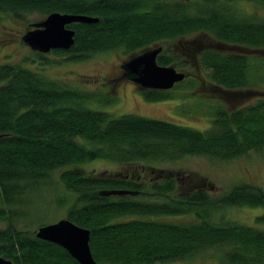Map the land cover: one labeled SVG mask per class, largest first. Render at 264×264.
Segmentation results:
<instances>
[{
    "label": "trees",
    "instance_id": "obj_1",
    "mask_svg": "<svg viewBox=\"0 0 264 264\" xmlns=\"http://www.w3.org/2000/svg\"><path fill=\"white\" fill-rule=\"evenodd\" d=\"M240 1L264 6V0H0V19H22L27 12L97 17L66 25L75 31L74 43L51 50L63 61L115 49L131 57L162 47L157 63L186 78L169 90L138 87L145 100L175 98L187 81L217 99L203 131L137 114L112 117L84 105L96 97L111 104L108 93L82 91L20 64H0V221H8L0 228V256L14 264H79L35 230L13 224L33 210H23L30 202L26 196L60 170L58 181L72 198L56 194L55 201L71 200L65 218L90 231L97 264L168 263L208 249L219 251L222 264H264V229L210 219L228 207L264 206V187L239 181L213 198L205 178L191 173L178 180L179 172L161 168L185 156L229 160L264 148V97L238 105L251 90L254 60L264 65V55H250L264 53V18L243 12ZM195 68L203 75L187 77ZM96 159L132 168L86 172L82 165ZM189 214L193 221L175 220ZM255 220L264 223V212Z\"/></svg>",
    "mask_w": 264,
    "mask_h": 264
},
{
    "label": "rangeland",
    "instance_id": "obj_2",
    "mask_svg": "<svg viewBox=\"0 0 264 264\" xmlns=\"http://www.w3.org/2000/svg\"><path fill=\"white\" fill-rule=\"evenodd\" d=\"M236 5L246 14L264 18V6L245 1H240ZM45 17L36 12L25 13L22 19L2 14L0 19V64H20L82 91L108 93L114 98L113 103L104 104L96 97L86 101L84 105L91 109L105 111L112 117L137 114L201 131L209 127L211 119L209 111L217 101L210 95V92H202V89L199 92L195 87L191 88L187 81L175 92L177 96L175 98L160 101L145 100L138 92L139 86L125 77H120L121 64L130 58L121 49L99 52L90 58L78 61H63L64 55L57 56L52 51L45 53L43 59H38L34 54L37 51L22 41V35L30 28L27 23L39 22ZM244 51L250 52L246 49ZM250 55L255 57L262 56L264 53L253 51ZM256 62L254 60L250 68L249 80L251 83L248 87L251 90L248 89L247 93L240 98L239 106L252 104L257 99L264 97V65ZM190 71L193 72L187 77L199 76L204 73L199 68ZM214 96L217 97V95ZM82 167L90 173L119 174L132 168V166L119 165L104 159L93 160L83 164ZM141 168L144 171L142 172L143 176L147 177L149 171L145 169V166ZM161 168L170 172H179L178 180L191 173L193 178H205L206 188L210 191L209 195L216 198L239 181H250L264 187V148L252 150L229 160H218L207 156H185L179 160L165 163ZM59 173L60 170L54 171L50 178V184H43L37 193L26 196L30 202L23 205V210L28 215L32 208L33 210L27 220L25 218L22 220L13 219L15 227L34 231L41 224H49L65 218L66 209L71 200L58 204L55 201V195L68 196L69 199L72 198V195L59 183ZM184 183L185 180L182 179L181 184ZM263 212L264 206L228 207L215 212L210 219L214 222L230 220L264 229V223H257L255 220L256 216ZM175 220L193 221L194 215L175 217ZM7 223L8 221L5 220L0 221V228L6 227ZM219 256L217 249H208L188 259L156 264H222Z\"/></svg>",
    "mask_w": 264,
    "mask_h": 264
},
{
    "label": "water",
    "instance_id": "obj_3",
    "mask_svg": "<svg viewBox=\"0 0 264 264\" xmlns=\"http://www.w3.org/2000/svg\"><path fill=\"white\" fill-rule=\"evenodd\" d=\"M98 18L86 14L51 12L39 21L28 24L29 29L22 35V41L31 49L48 53L54 49L67 50L74 43L75 31L66 25L74 22L94 23ZM162 47H154L128 58L121 64L126 78L144 89L169 90L186 78L183 71L171 65L157 63V55ZM87 228L79 226L67 218L53 223L41 224L35 229V236L41 240L64 248L79 264H97L89 246ZM0 264H14L12 260L0 256Z\"/></svg>",
    "mask_w": 264,
    "mask_h": 264
},
{
    "label": "flooded vegetation",
    "instance_id": "obj_4",
    "mask_svg": "<svg viewBox=\"0 0 264 264\" xmlns=\"http://www.w3.org/2000/svg\"><path fill=\"white\" fill-rule=\"evenodd\" d=\"M120 77H125L122 71H120Z\"/></svg>",
    "mask_w": 264,
    "mask_h": 264
}]
</instances>
